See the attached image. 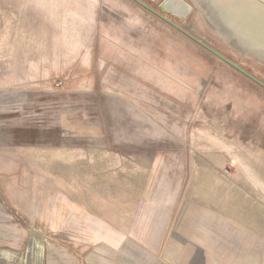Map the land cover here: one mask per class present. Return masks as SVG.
I'll return each mask as SVG.
<instances>
[{
    "label": "rangeland",
    "instance_id": "obj_1",
    "mask_svg": "<svg viewBox=\"0 0 264 264\" xmlns=\"http://www.w3.org/2000/svg\"><path fill=\"white\" fill-rule=\"evenodd\" d=\"M140 1L264 83V0ZM94 253L264 264V88L135 0H0V264Z\"/></svg>",
    "mask_w": 264,
    "mask_h": 264
},
{
    "label": "water",
    "instance_id": "obj_2",
    "mask_svg": "<svg viewBox=\"0 0 264 264\" xmlns=\"http://www.w3.org/2000/svg\"><path fill=\"white\" fill-rule=\"evenodd\" d=\"M136 2H138L140 5H142L143 7L151 10L152 12H154L155 14H157L158 16H160L162 19H164L165 21H167L169 24H171L172 26H174L175 28L179 29L182 33H184L185 35H187L188 37H190L191 39H193L194 41H196L197 43H199L200 45H202L203 47H205L207 50H209L211 53H213L214 55H216L219 59H221L222 61H224L225 63L229 64L230 66H232L234 69H236L237 71H239L241 74L245 75L246 77H248L249 79H251L252 81H254L255 83H257L258 85H260L261 87L264 88V83L261 82L259 79H257L256 77H254L252 74H250L248 71H246L245 69L241 68L239 65L233 63L232 61H230L229 59H227L226 57H224L223 55H221L220 53H218L217 51L213 50L212 48L208 47L206 44H204L202 41L198 40L197 38H195L193 35L187 33L185 30L181 29L179 26L175 25L173 22H171L170 20H168L167 18L159 15L158 13H156L155 11H153L150 7H148L147 5H145L144 3H142L140 0H135Z\"/></svg>",
    "mask_w": 264,
    "mask_h": 264
},
{
    "label": "bare ground",
    "instance_id": "obj_3",
    "mask_svg": "<svg viewBox=\"0 0 264 264\" xmlns=\"http://www.w3.org/2000/svg\"><path fill=\"white\" fill-rule=\"evenodd\" d=\"M175 0H169L167 3H165L163 5V10L167 13H170L178 18H182L185 19L187 14H188V10H182L180 8H174L171 6L170 2H174Z\"/></svg>",
    "mask_w": 264,
    "mask_h": 264
},
{
    "label": "crops",
    "instance_id": "obj_4",
    "mask_svg": "<svg viewBox=\"0 0 264 264\" xmlns=\"http://www.w3.org/2000/svg\"><path fill=\"white\" fill-rule=\"evenodd\" d=\"M165 86H167V85L162 86V88L163 89L166 88ZM96 253H98V252H96ZM39 264H41V261H39ZM88 264H97V255L95 253L89 257Z\"/></svg>",
    "mask_w": 264,
    "mask_h": 264
}]
</instances>
